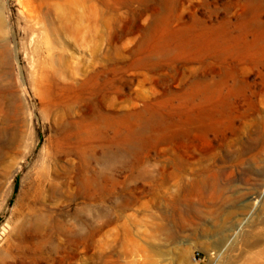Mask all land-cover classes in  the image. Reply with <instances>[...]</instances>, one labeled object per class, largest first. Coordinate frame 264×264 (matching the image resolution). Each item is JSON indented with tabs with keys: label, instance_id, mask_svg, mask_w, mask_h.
<instances>
[{
	"label": "rangeland",
	"instance_id": "obj_1",
	"mask_svg": "<svg viewBox=\"0 0 264 264\" xmlns=\"http://www.w3.org/2000/svg\"><path fill=\"white\" fill-rule=\"evenodd\" d=\"M247 3L0 0V264H264V148L214 196L196 123Z\"/></svg>",
	"mask_w": 264,
	"mask_h": 264
},
{
	"label": "bare ground",
	"instance_id": "obj_2",
	"mask_svg": "<svg viewBox=\"0 0 264 264\" xmlns=\"http://www.w3.org/2000/svg\"><path fill=\"white\" fill-rule=\"evenodd\" d=\"M260 7H264V0H248L245 15H251L249 19L231 23L228 28L218 26L212 61L219 71L209 80L202 70L197 84L199 140L221 151L225 148L223 157L229 163L213 165L209 170L204 187L214 196L226 181L246 182L256 157L252 153L264 148V23L252 17ZM247 34H252L253 40L249 41ZM191 120L188 114L187 146Z\"/></svg>",
	"mask_w": 264,
	"mask_h": 264
}]
</instances>
